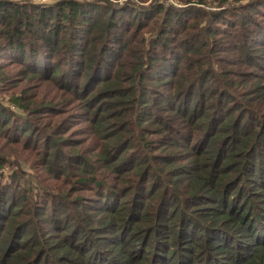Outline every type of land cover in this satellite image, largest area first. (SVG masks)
I'll list each match as a JSON object with an SVG mask.
<instances>
[{
    "label": "trees",
    "instance_id": "trees-1",
    "mask_svg": "<svg viewBox=\"0 0 264 264\" xmlns=\"http://www.w3.org/2000/svg\"><path fill=\"white\" fill-rule=\"evenodd\" d=\"M33 78L0 152L53 183H0V264H264V0H0L1 87Z\"/></svg>",
    "mask_w": 264,
    "mask_h": 264
},
{
    "label": "rangeland",
    "instance_id": "rangeland-1",
    "mask_svg": "<svg viewBox=\"0 0 264 264\" xmlns=\"http://www.w3.org/2000/svg\"><path fill=\"white\" fill-rule=\"evenodd\" d=\"M36 1H46V0H36ZM3 56H2V58H3ZM252 68L254 70H256V68H254V67H252ZM1 86H3L2 83H0V103L9 106L14 111V114L18 118H22V119H19L22 122H26L27 120H30V122L32 124V127L30 129L31 135L28 138L22 137V139H20L21 142H28V143L33 144L32 136H37V133L35 130L37 125H39L42 118H44V114H49V113H47L46 111L44 113L43 112L31 113L29 110H23V108L16 106L11 101L12 93L15 92L18 94H22V96L26 100H28V98H30L32 96H37L38 100H39V98H43V97H47V96L49 98V96L53 92L55 93L54 85L53 86L52 85H50V86L41 85V84L37 83L36 78H33L31 80H26L24 82H20V83H18V85L14 86L11 89H4ZM24 86H27V91L22 93V89L24 88ZM41 101H43V100L41 99ZM25 119H27V120H25ZM74 120H77V118H75ZM82 124L85 125V123L82 120L80 121V119H79L75 123V127L81 128L83 126ZM81 136H82L81 137L82 139L86 140L85 145L88 146L89 150L94 147V142L92 141V138L94 137L93 134H85V135H81ZM37 140H39V138ZM38 142H40V141H38ZM31 144H29V145L32 147L33 145H31ZM40 144L42 146V143H40ZM14 151H15V148L12 149V151L7 152L6 154L3 153L2 151L0 152V155L2 156V166H0V183L6 182L9 173H15V174L19 175L21 178V181L19 184L21 186H25V188H29V185L31 184L32 181H38L44 177L46 178L43 181L45 184L53 183V177L46 176L47 175L46 172L43 171V169L40 165L41 158H39L37 156L35 151H33L31 148L25 149V150L18 149L16 154L14 153ZM88 152L89 153H85L84 155L89 156V154H92L93 151L90 150ZM79 165H80V163H77V166H79ZM39 166H40V168H39ZM74 171L78 172V169H75ZM69 179H70V177H68L64 181L66 183L62 182V184L67 188L70 186V184L68 183ZM25 181H26V184H24ZM54 183H57V182H54ZM78 192H79L78 194H81L80 191H78ZM37 193H38V189L34 188V191L31 194V199L36 200L38 198ZM85 194L93 196L95 198L96 202H98V200H100V198H101V196L98 193H96V191L88 190L85 192Z\"/></svg>",
    "mask_w": 264,
    "mask_h": 264
}]
</instances>
